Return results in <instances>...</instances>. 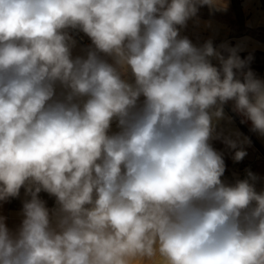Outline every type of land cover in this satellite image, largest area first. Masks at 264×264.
Listing matches in <instances>:
<instances>
[{
    "label": "clouds",
    "instance_id": "9594fccd",
    "mask_svg": "<svg viewBox=\"0 0 264 264\" xmlns=\"http://www.w3.org/2000/svg\"><path fill=\"white\" fill-rule=\"evenodd\" d=\"M203 6L227 10L0 0V201L30 196L16 232L0 217V264H264V192L251 172L223 183L210 144L229 101L264 135V81L237 48L179 36ZM69 29L90 38L86 58Z\"/></svg>",
    "mask_w": 264,
    "mask_h": 264
},
{
    "label": "crops",
    "instance_id": "0c3cea01",
    "mask_svg": "<svg viewBox=\"0 0 264 264\" xmlns=\"http://www.w3.org/2000/svg\"><path fill=\"white\" fill-rule=\"evenodd\" d=\"M226 4V11L210 10L208 6L200 7L197 15L190 18L185 26H177L179 36L181 38L186 37L194 46L200 43L205 44L207 41L214 43L219 36L228 38L238 34L239 26L234 23L238 19H243L246 26L255 27L257 30L263 28L264 30V0H226ZM82 34L88 38L89 43L92 45L90 38L83 32ZM256 42L257 45H260L257 49H262L263 47L264 50V41L258 38ZM241 48L244 47L242 46ZM80 50L77 46H74L72 48V57L86 58L88 50ZM79 51L80 53H77ZM244 71L248 70L244 69ZM252 72L256 78L264 81V68ZM240 78L243 79L242 76ZM63 92L64 89L58 85L57 97L63 98ZM142 100L143 97H141V102ZM223 110L224 118L214 121V135L219 133L221 138L210 140V144L217 152L222 154L226 166L225 173H231L246 164H252L258 176V193L264 192V135L252 131L251 121L234 111L233 101L225 104ZM116 131H119V129L116 122L113 121L110 132ZM223 137H230L241 142L238 147H243L247 153L243 160L234 161L233 157L237 149L229 148L223 142ZM222 182L225 183L223 180ZM39 197L45 201L46 206L50 210L55 208V197L44 191L39 193ZM28 199H30V196H26L25 189L22 187L18 197L0 201V217L5 218V223L10 231L16 232L18 230L23 220V203Z\"/></svg>",
    "mask_w": 264,
    "mask_h": 264
},
{
    "label": "rangeland",
    "instance_id": "374dc122",
    "mask_svg": "<svg viewBox=\"0 0 264 264\" xmlns=\"http://www.w3.org/2000/svg\"><path fill=\"white\" fill-rule=\"evenodd\" d=\"M237 26H239V32L236 35H233L232 37H224L219 36L217 40L212 43L215 48H217L220 51H224V49L221 47L222 45H226L230 48H241L242 46L244 48H241L238 50V55L241 57V59L248 60V65L245 68V70H251V71H257L258 69L264 68V50L257 49L260 45H257L256 40L260 38L264 41V30L263 28L256 29L255 27L246 26L243 22V19L235 20ZM241 35V36H240ZM86 42H88V46H92L89 43L88 38L84 35ZM76 43L75 46H77L81 50H89L90 48L87 47L86 44H84L81 40L77 38H73ZM204 44L200 43L198 45H195L196 47H202ZM240 46V47H238ZM244 49V50H243ZM80 50V51H81ZM77 52V53H80ZM224 55L227 56L228 53L224 52ZM211 62L214 65H219V62L215 58H211Z\"/></svg>",
    "mask_w": 264,
    "mask_h": 264
},
{
    "label": "built area",
    "instance_id": "2783aa9c",
    "mask_svg": "<svg viewBox=\"0 0 264 264\" xmlns=\"http://www.w3.org/2000/svg\"><path fill=\"white\" fill-rule=\"evenodd\" d=\"M69 35L73 38H77L79 40H81L84 44L87 45L88 48H91L92 46H88V42H86L84 35L82 34V32L78 29H69ZM249 172L253 173V171L249 168H243L242 169V173L240 176H234L232 182L230 183V185H234L238 180H244V179H248V174ZM254 174V173H253ZM251 183L254 184L255 190L257 187V182L256 179L254 181H250Z\"/></svg>",
    "mask_w": 264,
    "mask_h": 264
},
{
    "label": "bare ground",
    "instance_id": "6f19581e",
    "mask_svg": "<svg viewBox=\"0 0 264 264\" xmlns=\"http://www.w3.org/2000/svg\"><path fill=\"white\" fill-rule=\"evenodd\" d=\"M238 47H240V46H238ZM246 167L249 168V169H251V170L253 171L255 177H256V182H257L256 191L258 192V191H259V181H258V176H257V173H256V171H255V169H254V167H253L252 164H246V165L240 167L239 169H237V170H235V171H233V172H231V173H225V172H224V174H223V176L221 177V179L225 182L226 185H230V183H231L232 180H233V177H234V176H240L241 173H242V169H243V168H246ZM55 207H56V205H55Z\"/></svg>",
    "mask_w": 264,
    "mask_h": 264
}]
</instances>
